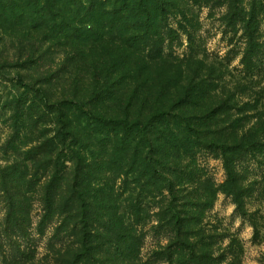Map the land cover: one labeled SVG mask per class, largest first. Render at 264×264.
<instances>
[{
  "label": "trees",
  "instance_id": "obj_1",
  "mask_svg": "<svg viewBox=\"0 0 264 264\" xmlns=\"http://www.w3.org/2000/svg\"><path fill=\"white\" fill-rule=\"evenodd\" d=\"M263 3L254 1L244 15L231 6L223 15L225 25L242 24L240 63L249 76L262 68L258 32ZM187 14L181 0H0V29L15 33L27 61L40 54L33 33L42 31L43 41L56 40L63 57L78 64L55 102L42 88L48 79L33 90L53 115L52 135L0 165L6 208L0 247L7 244L9 251L1 264H26L31 257L17 242L26 237L23 202L36 184L24 176L28 162L30 177L40 169L49 172L41 186L42 220L56 215V239L64 233L68 238L52 264H140L139 237L120 212L108 174L132 186L127 208L135 224L142 200L166 198L165 205L157 206V221L170 228L176 251L185 248L188 260L201 264L196 215L212 205L217 191L241 205L244 178L238 163L260 150L264 129L258 119L240 128L242 118L232 117L231 111L257 107H236L220 70L214 75L191 48L180 59L164 51L174 35L170 17L184 21L176 23L191 44ZM24 100L12 101L16 132ZM255 114L251 118H259ZM200 151L221 160L225 178L218 187L196 165Z\"/></svg>",
  "mask_w": 264,
  "mask_h": 264
},
{
  "label": "rangeland",
  "instance_id": "obj_2",
  "mask_svg": "<svg viewBox=\"0 0 264 264\" xmlns=\"http://www.w3.org/2000/svg\"><path fill=\"white\" fill-rule=\"evenodd\" d=\"M181 1L188 13L189 22L185 25L192 37L191 44H188L186 34L178 29L176 23L181 21L184 24V21L179 16L170 17L169 25L174 35L172 40L165 41L164 51L172 58L180 59L191 48L192 53L205 62L206 68H212L214 75L220 70L235 106L257 107L252 111H231L232 117L242 118L240 128L249 127L258 119L264 129V12L259 18L258 32L262 68L252 76L245 75L240 63L245 45L242 24L236 22L231 26L225 25L223 21V15L231 6L244 15L251 4L258 0ZM0 33L3 34L0 39V165H5L12 163L17 154L20 153L21 158L22 151L52 135L53 115L34 98L33 90L40 89L42 79H48L42 88L46 90L50 101L55 102L74 79L78 64L71 58L67 60L63 57L56 40L43 41L42 31L33 33L38 38L37 46L39 43L41 46L38 47L40 54L31 57V61H27L22 45L17 42L12 30L0 29ZM20 82L29 85V89L26 90ZM17 97H25V100L24 108L20 110L22 120L18 121L16 132L13 128L12 101ZM255 112L259 118H251ZM21 126L25 128L19 130ZM262 141L258 152L252 156L246 155V159L238 163L242 175L240 177L244 178L241 205H235L230 195L217 191L212 205L196 215L197 227L200 228L197 253L201 257V264H264V130ZM20 158V162L27 163ZM195 160L201 172L216 187L224 181V169L219 158L212 153L200 151ZM65 164L68 166L69 162ZM27 165L29 168L24 176L27 180L33 179L32 182L36 184L31 185L30 190L33 191L26 194L27 199L23 202L26 225L28 223L26 237H19L17 242L22 250L31 255L26 264H52L56 258V249L68 238L64 233L56 239V215L42 220L41 186L44 179H47L48 170L43 173L40 169V173L30 177L33 168L30 162ZM105 178L118 195L120 212L125 221L133 224L139 237L137 253L140 264H192L185 248L181 252L175 250L173 233L164 223L158 222L154 215L157 206L165 205L166 198L156 196L154 199L148 197L142 200L141 214L135 224L127 208L128 202L134 197L129 190L132 186L122 183L121 178L115 174H108ZM5 212V201L0 191V223L3 222ZM8 252L7 244L0 247V264L3 255L9 257Z\"/></svg>",
  "mask_w": 264,
  "mask_h": 264
}]
</instances>
